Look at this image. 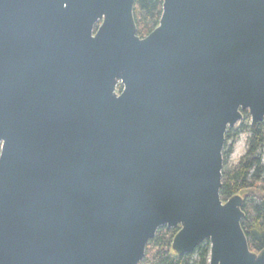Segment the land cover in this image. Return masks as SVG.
<instances>
[{
	"label": "water",
	"instance_id": "obj_1",
	"mask_svg": "<svg viewBox=\"0 0 264 264\" xmlns=\"http://www.w3.org/2000/svg\"><path fill=\"white\" fill-rule=\"evenodd\" d=\"M135 2L0 0V264H140L163 227L264 264L220 194L227 131L264 122V0H165L144 39Z\"/></svg>",
	"mask_w": 264,
	"mask_h": 264
},
{
	"label": "trees",
	"instance_id": "obj_2",
	"mask_svg": "<svg viewBox=\"0 0 264 264\" xmlns=\"http://www.w3.org/2000/svg\"><path fill=\"white\" fill-rule=\"evenodd\" d=\"M164 1L136 0L134 17L137 35L141 39L148 37L159 27ZM122 90L123 87L120 85L118 91ZM241 123L240 131L249 133L248 150L239 164L232 169L225 170L226 163L223 162L220 194L224 201L236 195L244 198L245 218L241 223L242 229L250 249L259 253L264 249V122L253 128L251 116L245 111ZM227 132L226 138L229 134L232 137L236 134L235 131ZM179 230L160 228L155 238L148 243L145 258L140 264H209L211 253L209 241H205L192 254L180 257L174 253L172 243Z\"/></svg>",
	"mask_w": 264,
	"mask_h": 264
},
{
	"label": "rangeland",
	"instance_id": "obj_3",
	"mask_svg": "<svg viewBox=\"0 0 264 264\" xmlns=\"http://www.w3.org/2000/svg\"><path fill=\"white\" fill-rule=\"evenodd\" d=\"M241 127L242 123H239L235 131V136L226 140L225 148L223 151V162L226 163L225 170H229L237 166V164H239L240 159L244 157L247 153L249 133H242V131H240Z\"/></svg>",
	"mask_w": 264,
	"mask_h": 264
},
{
	"label": "flooded vegetation",
	"instance_id": "obj_4",
	"mask_svg": "<svg viewBox=\"0 0 264 264\" xmlns=\"http://www.w3.org/2000/svg\"><path fill=\"white\" fill-rule=\"evenodd\" d=\"M239 124V123H238ZM237 124V125H238ZM237 125L234 127V128H231V129H229L228 131H229V133H230V131H236V128H237ZM228 133V132H227ZM232 136L229 134L228 136H227V138H226V140L227 139H230Z\"/></svg>",
	"mask_w": 264,
	"mask_h": 264
}]
</instances>
